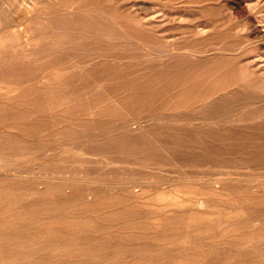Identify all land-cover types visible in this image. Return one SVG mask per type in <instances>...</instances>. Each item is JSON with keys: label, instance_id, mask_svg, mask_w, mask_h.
<instances>
[{"label": "bare ground", "instance_id": "1", "mask_svg": "<svg viewBox=\"0 0 264 264\" xmlns=\"http://www.w3.org/2000/svg\"><path fill=\"white\" fill-rule=\"evenodd\" d=\"M69 1L0 0V264H87L79 256H118L126 242L151 251L159 240L170 243V251H158L144 263L116 258L122 264H153L163 255H180L193 241L187 223L170 240L118 231L86 242L78 237L80 220L101 207L94 203L102 199L105 206H121L117 213L130 208V213L150 214L156 220L143 224L150 231L158 227V209L181 208L188 222L212 219L209 207L229 187L226 180L242 181L236 185L251 190V200L264 195V0H189L193 3L184 5L83 0L67 8ZM77 79L81 83L75 85ZM118 88L133 94L118 98L113 95ZM52 90L58 95L43 100ZM83 95L93 99L81 102ZM32 96V106L25 107L23 99ZM57 106L77 112L78 119L51 114ZM119 108L132 112L119 116ZM45 136L59 145L26 144ZM76 148L72 162L84 172L80 177L91 178L82 188L74 182L79 180L67 178L68 169L47 175L40 163L18 165L25 157L68 161L65 154ZM125 151L144 156L114 157ZM90 169L117 172L121 180L98 189L93 184L106 174L93 176ZM175 173L204 181L206 196L178 198L164 188L163 179ZM142 174L158 177L154 194L139 179ZM53 179L59 180L55 186ZM7 187L22 193L16 197ZM28 195L30 202L21 204V196ZM69 199L84 204L78 213L60 209V202ZM117 213L108 210L105 217ZM205 223V231L213 223L223 229L229 225L220 219ZM93 226L103 230L101 224ZM241 237L244 247H259ZM184 263L188 259L181 256L174 262Z\"/></svg>", "mask_w": 264, "mask_h": 264}, {"label": "rangeland", "instance_id": "2", "mask_svg": "<svg viewBox=\"0 0 264 264\" xmlns=\"http://www.w3.org/2000/svg\"><path fill=\"white\" fill-rule=\"evenodd\" d=\"M10 1V0H9ZM151 2L152 0H147ZM168 1V0H167ZM79 2H83V0H70L65 4V7L71 8L73 6H76ZM176 4L184 5V4H192L193 2L189 0H176ZM200 9V8H198ZM201 10V9H200ZM64 12L63 10L60 11V13ZM197 15H200V13H197ZM174 31V30H171ZM179 31V30H176ZM26 39V36H24ZM80 80L77 79L75 82L76 84H80ZM127 94H133L129 92L128 90H125L123 88H118L116 90V93L113 95H116L118 98H123ZM58 95L57 91L52 90L44 93L42 95V99L45 100L49 96ZM106 98V95L104 96ZM35 96H32L31 98H24L22 102H24L25 107H31L32 105H29L32 100H35ZM83 99H93L92 96L89 95H83L81 97V102ZM107 99V98H106ZM78 102H72L73 104L77 105L80 103ZM72 106V109H76L77 107ZM101 108H105L104 106H101ZM64 107L57 106L56 110L51 113H58V114H70L73 119H78L77 112L71 113L67 111H63ZM119 116H125L127 114H131L132 109L131 108H119ZM50 114V115H51ZM102 114L99 113L98 117ZM108 116V115H107ZM106 116V117H107ZM74 130L76 133H82V128L80 127H74ZM44 141H31L27 142L29 146H36L38 144H44L53 143L51 137L45 136L43 137ZM31 143V144H30ZM140 144V143H137ZM147 144V143H146ZM53 145L57 147L59 145V142H54ZM86 149H89L86 145H84ZM77 151H79V148L74 149L73 152H68L65 155H69L68 161L62 160H48L44 161L42 159H30V158H22L21 160H18L19 166L21 167H29L33 165H38L40 163V170L41 171H47V175H50V172L52 170L56 169H68L70 170L66 175L67 178H73L76 182L77 188H82L84 185H86L87 180L91 178H85L80 177V175H83L84 172L78 173V170H80V166L78 165V162H72L75 158H77ZM162 152L165 156L171 155L170 152H167L166 150L162 149ZM139 155L135 153L134 151L129 152H122L117 153L114 155V157H129V158H135ZM172 159V158H171ZM38 170V169H37ZM91 175L100 176L101 174H106V176H102L100 178L98 183H94L93 186L97 187L101 190H106L108 188L109 183H114L120 181V175L117 172H108L105 173L104 170H96V169H90ZM1 172V171H0ZM38 173V172H36ZM134 177V176H133ZM158 177H152L149 175H140L139 179L142 181V183L149 189V193L154 194L157 190V186L153 183L155 180H157ZM161 179H163L161 177ZM262 179V178H261ZM165 183H162V186L166 189L173 190L174 194L177 195L178 198H186L193 195H196L197 197H205L206 193L208 192L207 186L205 187V182L201 180H197L196 178H193L191 176H187L181 173H175V176H170L168 178L163 179ZM227 181V182H226ZM224 181L229 187L222 193L215 196L214 200L212 201V205L210 208V218L212 219H203L204 222H188L184 220V216L180 215L181 208H177L174 211H168L163 212V209H158L156 212L159 215L158 219V227L155 229L152 228V230H149L151 227H149L147 230L143 227V224H149L153 223L154 219L150 214L144 213L143 211L139 213V211L135 213L132 212L130 208H124L123 212L117 213L120 211L121 206L117 205H111V206H105L102 202V199L96 201L94 205L96 204H103L101 207L94 208L93 210L87 211L86 214L83 216V218L80 220L82 231L78 234V237L81 239H86V242L90 240V238H99L104 237L105 234L118 235V231H123L126 233L125 236L133 237L135 235H141L143 240H147L150 237H146L149 234H156L157 237H162V240L164 237H167L168 240L171 237L172 233L180 228L182 225V222L189 224V228L192 230L190 232V236L193 238V241L191 243H186L185 245H189L186 248H184L180 255H177L179 253H176L173 257H166L163 258V256L160 257L159 262H155L153 264H164L166 262L167 264H174L176 261V258L181 256L185 259H188V263L184 264H264V195L261 193L260 195L256 196L258 199L251 200L252 196H255L254 193L251 190L245 189L244 187H240L239 185H236L238 183H242V181L237 180H226ZM57 182L59 180L53 179L51 180V185H57ZM27 186H34V182H28V184L25 182ZM24 186V183L20 186ZM161 186V187H162ZM36 187V186H35ZM40 187V186H38ZM8 189H11L10 187H7ZM12 190V189H11ZM15 194L22 193L20 189L18 190H12ZM211 194V193H210ZM20 195L17 194L16 197H19ZM32 195H28V197L25 199H20V203L24 202H30V198H32ZM50 198L46 196V202H49ZM48 205H52V203H47ZM60 209L64 212L67 210L72 211L73 213H78L80 209H82L84 204H77L76 202L69 199L67 202H60ZM56 206L58 207V204L56 203ZM16 211L20 212L23 209H19L15 207ZM34 209H39L38 206H34ZM32 208V212L34 209ZM222 211L223 213L220 214L219 212ZM108 210H112L113 212H116V216H111L112 219H107L105 217V214ZM232 210L233 212L227 213V211ZM175 212H178L179 214H176ZM225 212V213H224ZM229 214V215H228ZM226 216H235L231 219L227 218ZM223 220L227 221L229 223L228 227L223 229L222 227L215 225H209L211 226L210 230L205 231V228L208 226L209 223H205L210 220ZM46 222V220H44ZM238 221L241 222L240 227L232 226L230 223H237ZM94 222L101 224V229L103 230H96L94 228ZM146 234V235H145ZM241 236H244V238H252L253 242H256L258 244V248L252 249L251 247L246 248L243 246L242 241L243 238ZM94 244V242H90L87 245ZM170 243H162L157 241L155 246H153L152 250L144 251L142 249L133 248V246L126 242L124 243V250L123 254L116 255V254H110L108 258L106 257H98L96 254H90L85 256H79L78 260L82 259L87 262V264H90L91 262L97 261V264H106L108 263V260L112 262V264H122L123 262L118 258L123 257L124 259H132L133 261H139L142 260L144 263L146 260H148L151 255H157L158 251H170L166 246H169ZM245 250V251H244ZM108 259V260H107ZM239 259H243L242 262H237ZM163 261V262H162Z\"/></svg>", "mask_w": 264, "mask_h": 264}]
</instances>
